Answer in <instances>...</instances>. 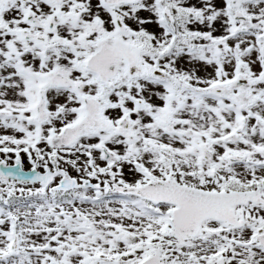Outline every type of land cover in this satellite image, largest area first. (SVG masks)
<instances>
[{
  "label": "snow or ice",
  "instance_id": "6c2138e0",
  "mask_svg": "<svg viewBox=\"0 0 264 264\" xmlns=\"http://www.w3.org/2000/svg\"><path fill=\"white\" fill-rule=\"evenodd\" d=\"M0 264H264V0H0Z\"/></svg>",
  "mask_w": 264,
  "mask_h": 264
}]
</instances>
